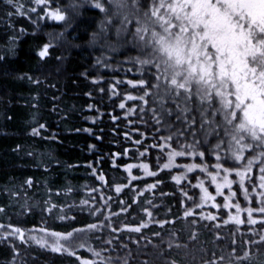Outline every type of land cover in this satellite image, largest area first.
<instances>
[{"label": "trees", "instance_id": "1", "mask_svg": "<svg viewBox=\"0 0 264 264\" xmlns=\"http://www.w3.org/2000/svg\"><path fill=\"white\" fill-rule=\"evenodd\" d=\"M17 2L22 9L0 0V208H3L0 222L19 225L31 232L43 229L62 234L92 223L102 227L76 233L66 245L74 255L53 252L37 243L0 241V264H81L84 260L105 264L108 258L111 264H125V261L127 264H228L233 247L237 256L249 252L250 257L239 262L232 260L231 264H264V243L243 246L244 242L259 240L264 235V224L248 225L243 211L239 215L245 224H235L230 220L237 215L235 208H223L226 202L223 196H217L203 209L196 208L203 193L192 185L204 181V187L214 196L215 187L206 173L199 169L188 173L187 166L207 164L215 174L212 168L217 162L215 154L209 155L201 147L198 150L205 152L203 158L185 155L177 158L179 164L175 166L155 168V176L118 180L114 176L121 173V165L132 159L128 155L134 150L125 153L126 137L116 136L112 119L95 123L78 114L90 104L119 111V98L113 96L110 106V92L105 89L115 83V77L127 81L139 70L143 79L152 81L147 66L136 62L147 57H142L141 50L128 42L131 37L127 32L117 33L122 27L120 0H102L107 15L95 8V0H51L47 5L34 0ZM57 7L68 10L66 21L47 17V11ZM106 19L112 21L111 25L104 23ZM135 26L134 22L130 23L127 30L133 31ZM45 44H50L48 55L41 58L39 51ZM121 88L133 91L127 83ZM195 105L194 99L189 120L193 116L199 120ZM106 113L107 117L109 112ZM222 118L218 116L217 120ZM167 122L174 123L173 127H164L162 122L163 132L158 127L155 144L173 151L183 150L180 144L191 137L185 133L165 144L162 137L175 135L184 127L176 122L175 115ZM40 123L45 126L41 134L32 135L34 126ZM87 126L93 127L92 130L84 131ZM209 143L214 145L217 140L210 137ZM114 153L119 154L116 164L112 160ZM221 162L230 170H242L241 163ZM98 172L106 180L104 202L90 198L95 195L92 189ZM256 172L254 166L253 184L257 182ZM177 176L181 177L179 183L173 179ZM229 178L239 179L234 175ZM27 180L33 181L32 186L25 183ZM152 184L158 187L146 191ZM245 186L251 192L249 182ZM115 187H121L122 191L116 193ZM229 191L236 193L231 203H239L242 209L258 206L257 198L246 200L238 183L231 190L225 189L224 196ZM85 200L88 203L82 205L80 202ZM149 200L156 207L149 206ZM212 204L221 207L214 208ZM185 210H193L194 215L184 217ZM201 213H211L217 219L201 220ZM253 218L264 219L259 214ZM164 221L174 222L161 226ZM145 223L148 227L140 233L127 230Z\"/></svg>", "mask_w": 264, "mask_h": 264}, {"label": "snow or ice", "instance_id": "2", "mask_svg": "<svg viewBox=\"0 0 264 264\" xmlns=\"http://www.w3.org/2000/svg\"><path fill=\"white\" fill-rule=\"evenodd\" d=\"M34 2L47 5L51 0H34ZM7 3L23 8L17 0H7ZM94 6L107 15L108 10L104 7L102 0H95ZM31 11L36 12V9L32 8ZM66 11L68 10L57 7L48 11L46 15L51 20L63 22L67 19ZM119 11L122 16L120 21L122 27L117 30V33L127 32V35L131 37L128 42L141 50L142 57H147L139 58L136 62L147 66L149 69L147 75L152 77V81L143 78L138 81H117L109 91L114 96L119 95L118 85L127 83L132 88L143 89V95H127V101L140 100L147 105V98L155 97L158 108H153L152 112L157 125L163 122L165 127L172 128L173 125L167 120L175 115L176 122L184 126L183 130L175 135L162 137V140L168 144L176 139V136H184L185 133H188L191 139L180 144L183 150L171 152L169 160L172 157L178 158L185 155L203 158L205 152L198 150L201 147L206 148L209 155L215 154L214 159L217 162L212 166L215 174L209 171L207 164L187 166L188 173H192L195 169L206 173L215 187L216 195L214 196L204 187V181L192 185L203 190L200 197L201 203L196 204L197 209H203L209 201L216 200L217 196H223L226 202L222 207L235 208L237 215L230 217L235 224H245V220L239 215L242 211L247 214L248 225L264 224V219L253 218L254 214L264 217V0H120ZM40 19L44 17L41 16ZM133 22L136 26L129 32L127 25ZM104 23L111 25L112 21L106 19ZM49 47L50 45L47 44L42 47L39 52L41 58L48 55ZM96 82L93 81V83ZM100 91L103 92L104 89ZM194 99L199 120L196 116L189 120ZM168 104L174 105L175 111L169 108ZM125 107V103L119 104L120 109ZM143 110V108L140 109L141 112ZM133 111V109L128 110L129 113ZM221 115L223 118L218 121L217 117ZM116 119L118 118L114 116L113 120ZM44 127L40 125L39 128L33 129L31 134L39 135ZM157 130L159 131V128ZM201 136L202 138H199ZM210 137L216 139L217 143L210 145ZM15 150L18 151L19 146ZM249 152L253 155L246 157L245 153ZM140 155L144 156L146 153H140ZM221 161L241 163L242 170H230L224 167ZM170 166L168 163L164 164L165 169ZM254 166L258 168L259 177L253 184L251 181ZM132 167L147 169L148 166L130 165L128 171H131ZM93 171L95 173V170ZM148 175L155 176L157 173L149 172ZM233 175L239 179L235 181L230 179L229 177ZM99 179L103 181L105 177L100 175ZM135 179L137 177L133 176L132 180ZM173 179L179 183L181 177L177 176ZM246 181L249 182L251 192L249 187L245 186ZM25 183L32 186L33 181L27 180ZM237 183L241 186L246 200L249 197L257 198L256 208L242 209L239 203H231L236 195L235 192L229 191V195L224 196V190H231ZM156 187L158 184H152L146 191ZM121 191V187L115 188L116 193ZM184 195L191 199L187 197V193ZM101 199L104 198L101 197ZM80 203L86 205L88 201ZM148 204L156 207L150 200ZM211 206L221 207L215 204ZM0 211H3V208H0ZM147 215L151 217L152 213L147 212ZM183 215L191 217L194 211L185 210ZM199 219L214 221L217 216L201 213ZM173 222L164 221L161 226L164 223ZM228 222L224 221L225 224ZM2 227L6 226L0 225V228ZM101 227L100 224L92 223L86 228L68 232L67 235L55 231L47 232L46 235L55 238L54 243L49 245L47 241L39 239L36 243L42 248L50 247L53 252H68L74 255L75 253L69 252L66 246L70 244V239L76 233L99 230ZM146 227H148L147 223L127 230L140 233L141 229ZM112 230L116 231L115 228ZM15 236H18L21 242L25 240V234L19 228H12L4 239ZM28 239L36 238L29 236ZM61 241H64V244ZM106 242L111 243V241ZM260 243H264V235H261L259 240L244 242L243 246ZM232 244L235 245L234 240ZM95 255L100 254L95 253ZM249 257V252L237 256L233 247L232 252L229 253L228 264H231L232 260L239 262L248 260ZM221 259L224 258L221 257ZM81 264H90V262L84 260ZM105 264H111V258H108Z\"/></svg>", "mask_w": 264, "mask_h": 264}, {"label": "rangeland", "instance_id": "3", "mask_svg": "<svg viewBox=\"0 0 264 264\" xmlns=\"http://www.w3.org/2000/svg\"><path fill=\"white\" fill-rule=\"evenodd\" d=\"M47 45H50V44H47ZM135 71L136 72H133L131 74L133 77L128 78L127 81L128 80L138 81L142 78L143 75L139 73V70H135ZM114 80L115 82H117V81H122L123 79H119L115 77ZM111 86L112 85H107L105 89L109 91ZM122 86H124V83L118 85L117 92L119 93V95H115V98L117 99L119 98L118 99L119 102L117 104L118 107H119V104L122 102L126 104L125 109L119 108L118 109L119 111H116V109L114 108H111L109 110H104L101 105L90 104L84 108V111L78 112V114L80 115L82 119L87 120L89 122L94 121L95 123H100V121H102L103 119L106 120L105 118L113 120L114 116L118 118L116 120H113V122L115 123V124L113 123L114 129L116 130L115 134L116 136H120L122 134V136L127 137L126 140H124V142H126L127 144L125 153L128 154L127 151H129L130 149H133L134 153L132 155H128V156H132V159L128 161L126 164L120 166L121 173L119 175L114 176V178L119 180L120 178L125 177L127 180H130L132 179L133 176L137 178L141 176L144 177L148 175L149 172H157L155 168L159 170L160 168H163L164 164L166 163L170 164L171 166L172 165L175 166L179 164V162L177 161V157H172L171 160H169L168 158L169 154L173 152V150H169L165 147L162 148V147H159L160 144L158 145L155 144V140L158 138L157 132H159L157 129L158 127L162 128V124L157 125L155 119L153 118L152 109L157 108L158 106V103L156 102L155 98L154 97L147 98L148 99L147 105H145L140 100L127 101L126 100L127 95L141 96L143 95V89L133 88V91L129 92L127 91V88L126 89L121 88ZM128 86L131 87L130 85ZM134 89H136V91ZM113 96L114 95L110 92V96H108V103L110 102ZM109 104L110 106H112L113 102H110ZM89 106H91V108ZM169 107L175 110L174 105L169 104ZM141 108L144 109L142 112L140 111ZM129 109H133L134 111L129 113L128 112ZM85 110H89V112L84 113ZM106 112H109V115L107 117H106L107 115ZM116 112H122V113L117 114ZM55 113L61 114L62 112H55ZM40 125H44V123L37 124L36 126H34L33 129L39 128ZM92 128L93 127L87 126V127H84L83 130L88 129L91 131ZM155 132H156V135H155ZM162 132H163V128H162ZM39 134H41V132ZM129 135L131 139L129 138ZM137 141H139L140 143H136ZM140 153H146V155L141 156ZM114 154H117V153H114ZM252 155L253 153L249 154L247 157H251ZM151 158H153V160H151ZM112 160H113V164H116L115 163L116 155L112 156ZM130 165H147L148 167L147 169L143 167H132L131 171H128V168ZM100 175H102L100 172L95 174L96 183L99 182V184L97 185L96 183L93 184L92 192H94L95 195L93 194L90 196L91 200L92 201L94 200V202L97 198H99L100 202L101 201L104 202L107 200V197L104 194V186H106V180L104 179L103 181H101L99 179ZM255 177L258 180V177H259L258 168H257V172L255 173ZM122 185H124V183ZM202 193H203V190H202ZM97 194H99V196ZM101 197H103L104 199H101ZM208 203L210 204L212 203V201H209ZM0 225L6 226V227L0 228V241H6L4 237L7 236L8 232L11 231L12 228H19L24 232L25 240L23 242H25L26 244L36 243L37 239L41 241H47L49 245H52L55 241L54 237L46 235L47 232H52V231H47V230L42 229L40 230L41 232H31V230L27 229L26 231L25 228L19 225H13V224H8V223L5 224L2 222H0ZM62 235H67V234H62ZM29 236H33L36 239H28ZM7 240H12L13 242L15 240L16 242L21 243V240L19 239L18 236L10 237ZM71 241H73V238L70 240V243ZM61 243H64V241H61ZM15 251H17L16 247H15Z\"/></svg>", "mask_w": 264, "mask_h": 264}]
</instances>
